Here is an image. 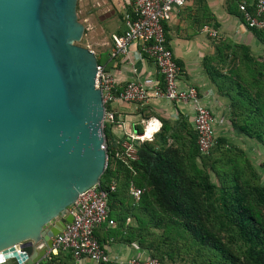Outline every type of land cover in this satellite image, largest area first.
I'll return each instance as SVG.
<instances>
[{
	"label": "water",
	"instance_id": "obj_1",
	"mask_svg": "<svg viewBox=\"0 0 264 264\" xmlns=\"http://www.w3.org/2000/svg\"><path fill=\"white\" fill-rule=\"evenodd\" d=\"M75 9L0 0V264L40 261L106 168L98 61Z\"/></svg>",
	"mask_w": 264,
	"mask_h": 264
},
{
	"label": "trees",
	"instance_id": "obj_2",
	"mask_svg": "<svg viewBox=\"0 0 264 264\" xmlns=\"http://www.w3.org/2000/svg\"><path fill=\"white\" fill-rule=\"evenodd\" d=\"M259 97L253 107L240 104L244 110L230 122L264 146V93ZM165 130L134 144L137 159L129 167L115 156L121 139L112 124L103 126L108 160L100 185L115 183L107 204L118 234L158 264H264V161L255 169L241 147L224 149L230 143L215 131V144L203 154L195 129L185 139L171 134V144ZM131 182L143 188L138 201L128 193ZM127 216L135 226L125 225Z\"/></svg>",
	"mask_w": 264,
	"mask_h": 264
},
{
	"label": "crops",
	"instance_id": "obj_3",
	"mask_svg": "<svg viewBox=\"0 0 264 264\" xmlns=\"http://www.w3.org/2000/svg\"><path fill=\"white\" fill-rule=\"evenodd\" d=\"M129 2L97 0V19L92 24L93 29L89 28L90 31H84L82 35L87 43L85 47L93 50L100 64L114 76L117 92L131 79H139L147 85H161V75L153 61L145 56L136 58V43L124 55L111 54L112 36L125 29L123 13L130 8ZM241 3L253 11V0L188 1L175 9L164 23L166 44L181 69L179 86L197 89L201 103L213 116L216 135L232 143H235L232 134L238 136L239 133L230 122L231 115L239 114L243 107H253L255 100L264 93V64L261 61L264 29L246 25L239 10ZM84 14L86 21L88 18ZM204 26L216 34L205 32ZM240 99L244 102L240 103ZM240 104L244 106L240 107ZM111 107L116 120L112 124V133L117 139L125 138L126 132L143 129L141 120L150 117L161 122L160 129L165 127L168 144L173 142L171 134L176 133L185 139L188 131L194 129L195 112L188 102L149 98L143 103H131L116 99ZM114 221L113 226L103 224L95 230L97 239L112 258L107 264H125L132 257H148L136 241L124 240V236L118 234ZM135 224L132 217L125 218V225ZM110 230L113 231L109 233ZM34 247L33 253H40L41 246L35 244ZM39 263L94 264L85 256L74 258L67 250H59L49 260L43 258Z\"/></svg>",
	"mask_w": 264,
	"mask_h": 264
},
{
	"label": "built area",
	"instance_id": "obj_4",
	"mask_svg": "<svg viewBox=\"0 0 264 264\" xmlns=\"http://www.w3.org/2000/svg\"><path fill=\"white\" fill-rule=\"evenodd\" d=\"M188 1L195 0H130V8L124 11L125 29L121 34L112 36V53L114 55L126 54L129 47L136 43L135 56L141 59L148 57L155 64L157 72L161 75V85H147L139 79L126 82L121 91H116L114 76L97 64L95 73V87L100 89L104 104L103 126L105 123H116L114 110L111 105L116 99L124 102L143 103L149 98H164L176 102L191 103L195 115L193 127L196 131V144L201 153L205 154L215 144L213 130V116L209 109L200 101L198 91L193 86L181 87L178 84L180 67L175 62L172 51L166 44L164 23L171 13ZM239 10L246 25L250 28L264 29V0H253V11H249L245 4H239ZM204 31L215 35L214 30L205 28ZM89 49V48H88ZM91 50V49H89ZM93 52V50H91ZM264 64V51L261 56ZM141 132H126L121 139L115 156L130 167V161L137 159L135 143L151 140L153 134L161 127V122L153 117L141 120ZM147 128L153 130L147 134ZM103 147L107 154V142L104 137ZM108 160V155H107ZM107 165V161H106ZM115 189L111 181L108 188L96 184L86 189L77 197L72 208L68 210L72 220L65 223L64 228L52 237L49 247L41 259L49 260L53 253L59 250L70 251L74 258L87 257L94 264H106L112 261L106 248L99 242L95 230L101 225H115L109 215L108 194ZM143 188L131 182L128 193L134 201H138ZM35 264H40L39 261ZM125 264H158L156 258L132 257Z\"/></svg>",
	"mask_w": 264,
	"mask_h": 264
},
{
	"label": "rangeland",
	"instance_id": "obj_5",
	"mask_svg": "<svg viewBox=\"0 0 264 264\" xmlns=\"http://www.w3.org/2000/svg\"><path fill=\"white\" fill-rule=\"evenodd\" d=\"M96 2L97 0H76V9H75L76 17L77 20L81 22L84 25V27L87 28L84 29V31L88 32L90 31V29L91 30L93 29L92 24L97 19L96 13L98 11V6ZM83 14L87 16L88 20L84 21ZM77 44L81 46H86L87 43L82 37L77 42ZM232 139L235 143L228 141L230 143L229 146L226 145V147L224 146L223 148L224 149L227 147L230 148L232 146L231 144L241 147L244 150L245 155L248 157L253 167L255 169L260 170V163L264 161V146H262L260 143L256 142L255 140L245 136H241L240 134H238V136L232 134ZM153 140L154 139L152 138L149 142H152ZM211 178L213 181H216V178L213 177L212 175Z\"/></svg>",
	"mask_w": 264,
	"mask_h": 264
},
{
	"label": "bare ground",
	"instance_id": "obj_6",
	"mask_svg": "<svg viewBox=\"0 0 264 264\" xmlns=\"http://www.w3.org/2000/svg\"><path fill=\"white\" fill-rule=\"evenodd\" d=\"M149 129H151V131L153 130L152 128H147L145 131L147 134H149L151 132V131H149Z\"/></svg>",
	"mask_w": 264,
	"mask_h": 264
},
{
	"label": "clouds",
	"instance_id": "obj_7",
	"mask_svg": "<svg viewBox=\"0 0 264 264\" xmlns=\"http://www.w3.org/2000/svg\"><path fill=\"white\" fill-rule=\"evenodd\" d=\"M178 2H179V0H178ZM149 131H151V129H149Z\"/></svg>",
	"mask_w": 264,
	"mask_h": 264
}]
</instances>
